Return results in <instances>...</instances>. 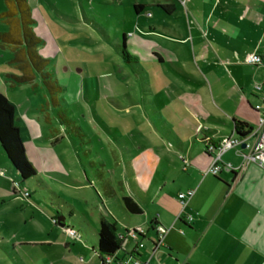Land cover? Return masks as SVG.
I'll list each match as a JSON object with an SVG mask.
<instances>
[{
	"label": "crops",
	"instance_id": "1",
	"mask_svg": "<svg viewBox=\"0 0 264 264\" xmlns=\"http://www.w3.org/2000/svg\"><path fill=\"white\" fill-rule=\"evenodd\" d=\"M91 1H74V8L87 17L84 20L137 80L144 81L141 94L148 95L143 103L129 97V106L108 99L122 122L140 125L146 133L133 138L132 148L121 147L114 169L104 170L105 162L98 161L102 170L95 174L104 183L106 205L101 200L97 216L91 212L88 218L87 199L75 198L84 209L78 213L58 193V180L75 185L76 190L87 187L59 174L64 169L55 145L64 137L41 142L40 120L32 113L19 114L15 107V125L38 171L20 183L0 148V250L15 254L13 264H102L97 250L99 228L90 220L95 217L99 227L102 220L114 222L125 236L114 264L127 261L137 250V241L126 233L130 228L146 230L140 257L153 255L151 264H264V170L255 164L241 169L242 157L234 148L221 157L223 168L213 176L207 173L212 156L206 152L208 141L216 143L235 132V122L257 123L254 106L262 93L255 85L264 87V0H99L109 11L108 19L119 21L112 27L114 37L96 22ZM48 2L71 23L64 17L66 10ZM27 3L35 37L41 43L53 41L41 16L47 15L44 3ZM124 15L133 16V27L122 22ZM123 42L135 63L122 59L118 47ZM251 54L259 55L262 63L246 64ZM145 102L153 115H148ZM45 119L50 121L48 115ZM96 163H91L92 170ZM107 173L122 177L123 195L104 176ZM187 190H194L185 208L193 216L191 223L178 219L177 195ZM25 192L30 195L24 197ZM123 197L132 198L142 213L130 214ZM60 217L64 221L59 222ZM62 225L76 229L81 239L71 240ZM157 225L167 232L162 247L152 254ZM19 233L23 259L9 240Z\"/></svg>",
	"mask_w": 264,
	"mask_h": 264
},
{
	"label": "rangeland",
	"instance_id": "2",
	"mask_svg": "<svg viewBox=\"0 0 264 264\" xmlns=\"http://www.w3.org/2000/svg\"><path fill=\"white\" fill-rule=\"evenodd\" d=\"M74 1L77 0H71L73 3L68 0H52L57 7L66 10L64 12L67 14L63 16L70 20L69 23L60 17L48 0H41L46 8L44 12L49 17L45 13L41 16L53 41L49 39L48 43H41L39 45L41 51L38 54L41 56L45 54L42 58L49 62L46 71L52 74L59 87L66 89L60 95L66 103L62 100L61 107L53 108L40 78L25 80L32 78L31 72L25 67L27 59L18 55L12 49L13 46L4 42H0V93L17 108L19 114H35V119L40 120V132L44 137L41 142H53L58 135L64 137L55 145V152L64 169V172L61 171L59 174L87 187L76 190L73 187L75 185H67L58 180L61 183L57 185L61 186L58 193L62 199L76 207L78 213H84V209L75 198L87 199L88 207L84 208L89 218L91 212L97 216V211L102 208L101 200H104L103 203L106 205L105 195L101 190L104 183L100 175L95 174L96 170H102L98 161L105 162L104 170L114 169L116 157L121 156V147L132 148L133 138L146 133L140 125H130L129 120L122 122L116 106L108 98H116L121 104L129 106L132 103L129 97L141 103L148 95L141 94V87H145L144 81L141 80L140 83L136 74L114 56L112 46L103 43L101 34L84 20L87 17L74 8ZM91 2L93 7L90 11L94 12L96 22L105 25L104 27H107L114 37L112 27L118 25V19L115 17L108 19L106 15L109 11L103 9L99 0ZM6 10L5 0H0V33H11L13 38H18L15 28L1 17ZM124 17L122 22L133 27V16ZM143 106L148 109V115L150 113L153 115L148 102ZM47 115L50 121L45 119ZM17 123L19 121H16ZM115 138L118 142L114 141ZM24 151L26 159L36 173L38 169L29 158L25 146ZM92 162H97L94 170L91 169ZM104 176L109 179L119 195L124 194L120 183L122 177L120 178L117 173L115 176L108 173ZM68 210L69 208L66 213ZM90 216L92 217L91 214ZM95 217L90 219L93 220L91 223L93 222L95 228H99ZM20 235L21 233L16 237H9V240L12 245L16 244L15 252L23 259L25 253L22 252L25 249L17 243ZM6 254L0 250V264H13L17 261L10 249Z\"/></svg>",
	"mask_w": 264,
	"mask_h": 264
},
{
	"label": "trees",
	"instance_id": "3",
	"mask_svg": "<svg viewBox=\"0 0 264 264\" xmlns=\"http://www.w3.org/2000/svg\"><path fill=\"white\" fill-rule=\"evenodd\" d=\"M5 3L7 10L3 12L1 17L5 18V21L12 28H15L19 37L13 38L11 33H0V42L13 46V50L18 55L27 59L25 67L31 72L32 78L25 80H34L39 77L53 106L62 103V99H59L58 96L63 93V88L59 87L57 82L53 80L52 74L46 71L49 62L38 54L37 47L41 40L35 37L32 31L34 21L27 0H5ZM118 48L122 59L126 63H135V59L130 57L124 42ZM15 118V106L5 95L0 93V148L16 171L20 183H24L33 178L36 173L26 159L20 131L15 125ZM234 129L238 136H245L252 129V126L235 122ZM122 203L130 214L138 215L142 213V209L132 198L123 197ZM124 239L125 236L118 233L114 222L107 220L100 222L97 250L102 257L114 255L119 251Z\"/></svg>",
	"mask_w": 264,
	"mask_h": 264
},
{
	"label": "built area",
	"instance_id": "4",
	"mask_svg": "<svg viewBox=\"0 0 264 264\" xmlns=\"http://www.w3.org/2000/svg\"><path fill=\"white\" fill-rule=\"evenodd\" d=\"M246 64L248 65H260L262 63L261 57L257 54H251L247 57ZM255 89L262 93L260 103L254 106V110L257 112V123L252 126V129L245 136H238L235 132L223 138L219 142L213 143L208 141L206 144V151L212 156V163L209 166L207 173L217 176L223 168L222 156L229 150L236 148L238 155L242 157L241 169H244L247 165L255 164L264 170V87L262 84H256ZM244 146V148H242ZM231 168L230 166H228ZM18 187V184L16 185ZM194 190H187L177 195V199L181 205V211L178 219L191 223L193 216L185 212V208L188 201L192 198ZM24 197H28L30 194L25 192ZM63 230L67 237L71 240H80L81 235L79 232L69 226H64ZM155 232L157 240L153 242L152 254L155 253L163 245L164 236L167 229L157 225L155 226ZM127 235L137 241V250L135 254L130 255L129 259L125 262H119V264H151L153 257L149 256L145 260L140 257V251L145 248V241L141 240V237L146 236V230L142 228H130L127 230ZM115 256L106 255L103 257L102 264H114Z\"/></svg>",
	"mask_w": 264,
	"mask_h": 264
},
{
	"label": "water",
	"instance_id": "5",
	"mask_svg": "<svg viewBox=\"0 0 264 264\" xmlns=\"http://www.w3.org/2000/svg\"><path fill=\"white\" fill-rule=\"evenodd\" d=\"M242 148H244V146H242ZM58 221H59V222L64 221V217H60V218L58 219ZM62 226H64V225H62Z\"/></svg>",
	"mask_w": 264,
	"mask_h": 264
}]
</instances>
